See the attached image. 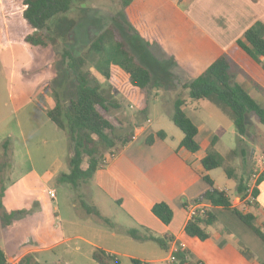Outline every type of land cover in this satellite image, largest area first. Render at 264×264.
Wrapping results in <instances>:
<instances>
[{
    "label": "crops",
    "instance_id": "0c3cea01",
    "mask_svg": "<svg viewBox=\"0 0 264 264\" xmlns=\"http://www.w3.org/2000/svg\"><path fill=\"white\" fill-rule=\"evenodd\" d=\"M179 1L184 9L183 16L207 41L205 43H207L208 50L218 54L217 57L224 55L228 58L234 69V81L242 85L261 105L260 97L264 100V57L260 58V62H255L257 69L252 68V71H248L243 63L236 67L234 62L237 61L235 57L237 53L231 56L229 51L234 47L238 48L236 41L242 38L243 33L249 27L256 23H261L264 26V0ZM148 25L158 24L148 23ZM5 26L8 25L5 24ZM158 26L161 27V25ZM161 29L164 38L154 44L158 47L159 52L156 50V53L159 55L164 53L165 49L160 45H165L166 41L165 32L162 27ZM27 34L29 33L26 32L18 41L26 44L24 36ZM7 42L11 44L9 39ZM24 101L27 99H23L20 95L13 98L16 114L19 113L20 106L22 109L26 106L23 105ZM48 101L50 105L52 103L49 107L51 108L54 101L51 99ZM201 101L206 100L187 102L184 108L191 104L196 108L200 107ZM33 106L42 115L40 123L32 125L30 118H27L25 122L28 125H23L21 120H16L14 129H6V133L0 136V146L4 140H8L11 145L8 154L3 153L11 159V165L9 168L2 169L5 173L1 182L2 187L7 190L12 185L29 179V181H35L45 187L48 195L50 190H54V198L57 197L56 186L67 189L70 194L72 189L69 186L55 182V177L59 173L68 171L66 165L68 151L64 132L47 117L46 107L39 104ZM255 120L258 122L256 118ZM252 123L258 130L255 122ZM197 128L198 135L199 133L205 134L202 125ZM38 132L41 133V136L36 138L31 151L28 145V136H36ZM156 132L142 126L136 128L133 139L105 167L98 169L89 183L84 186L86 202L96 209L100 217L93 213H87L77 205L74 196L71 198L68 196L67 214L64 218H61L58 208L53 209L55 217L59 220L58 225L54 224V227L60 230L59 234L55 232L53 236L51 234L47 245L42 248L23 251L16 250V247L22 242L25 243V238L14 237L16 261L11 264H15L25 254H37L54 249L58 253L53 254L59 256L68 254L71 249L79 251L76 253L83 257L86 264H98L92 258V253L96 249L115 256L120 264H135L134 260L147 264H157V262L172 264L169 261L175 248L189 253L182 264H191V262L193 264H257L254 259H248L241 254L238 249L239 245L253 251L264 262V243L230 209L211 207L208 203L203 204L223 225L224 229L220 234L216 230L210 229V237L199 240L189 237L184 232V225L190 216L183 204L191 202L208 189V184L201 176L207 174L210 177L208 173L211 170L205 171L200 160L209 147L210 139L216 135L208 136L207 146L202 152L199 145L197 152L190 153L181 146L177 148L168 143L166 137L165 139L156 137ZM257 133L259 134V131H256ZM149 134L154 135L152 144H147L145 141ZM253 134L254 138H257L255 133H252V136ZM241 138L245 140V137ZM251 145H254L253 139H251ZM263 152L264 146L261 153L255 150L250 151L253 164L258 166V159ZM36 161L42 162V164L38 165ZM5 164L3 163L2 166ZM210 178L218 189L228 194L233 192L235 188L233 179L226 175L225 180L221 182L219 178ZM255 187L257 196L254 202L257 204V209H252L236 196H233L232 203L243 212L250 211L256 214V222L261 224L264 223V182L258 183ZM6 194L4 193L2 201L8 208L24 210V206L19 208L13 203L8 205L5 198H9L12 202L14 196L11 192L9 197H6ZM158 202L167 203L172 210V220L167 225L151 211L152 206ZM107 203L113 207V212L109 215L101 212L102 206ZM34 209L39 212V209ZM23 217L25 218V216ZM102 218L108 219L110 224L105 223ZM34 220L35 218L32 219V223L31 219L30 222L28 218L24 219V221H28L26 222L28 227L34 225ZM12 224L8 227L10 228ZM129 229H136L141 235L152 234L163 237L168 234L171 237L168 243L169 248L163 249L154 240L133 238L127 233ZM83 232L85 234H82ZM20 234L16 232V235ZM3 250L5 251L4 248ZM5 253L7 254L6 251ZM7 256L8 261L12 260L8 254ZM174 263L180 264L177 260ZM55 264L64 263L59 261Z\"/></svg>",
    "mask_w": 264,
    "mask_h": 264
},
{
    "label": "trees",
    "instance_id": "16d2710c",
    "mask_svg": "<svg viewBox=\"0 0 264 264\" xmlns=\"http://www.w3.org/2000/svg\"><path fill=\"white\" fill-rule=\"evenodd\" d=\"M12 5L18 6L26 23L33 28V32L24 36V42L44 49L49 47L50 40H63L57 32L62 29L63 21H68V14L75 0H8ZM122 10L125 13L126 22L123 29L138 38L140 53L143 48L154 45L164 38V33L158 25H148L140 12L133 6V0H120ZM107 30L99 34L87 44L82 55H76L67 46L62 44L61 50L56 52L58 62L64 67L59 69L58 84L52 88L54 105L45 109L47 117L61 129L66 137L68 155L66 157L67 172H61L55 177L56 184L67 185L74 192V200L79 207L87 213L99 216L96 209L86 202V194L83 191L85 185L93 178L98 169L107 163L133 139L134 130L142 126L147 111L145 91L149 87L159 84L152 71L138 61L136 53L130 50L122 40L113 37ZM113 46V47H112ZM236 46L242 50L254 62H260L264 57V26L256 23L249 27L241 39L236 41ZM104 51L108 55L116 57L110 61L109 56H101ZM98 52V53H97ZM138 54V53H137ZM106 57V58H104ZM111 62V63H110ZM102 71L107 81V88H103L97 77L87 68V64ZM58 68V67H57ZM73 85L74 96L69 94ZM67 86V87H66ZM66 87V88H65ZM183 88L187 89V97H178L174 101L173 112L170 116L172 123L182 132L183 137L180 146L195 153L199 150L196 141L198 128L184 111L187 102L200 100L213 101L229 109L234 128L238 134V142L244 141L249 133L246 116L252 114L257 121L264 126V108L248 93L240 84L234 81V69L232 63L224 55L214 59L211 64L197 77L186 81ZM69 96L67 104L63 101L62 93ZM115 95H122L127 106L132 108L133 120H128L129 128H124V122L114 114L115 110L122 108L121 103L115 99ZM251 125V123H250ZM252 127V125H251ZM252 130V128H251ZM156 137L165 139V132L159 130ZM147 144H152L154 135L149 134L145 139ZM216 136L210 139L209 147L200 163L205 171L222 168L226 177L235 181V188L231 194L218 189L213 180L203 174L202 179L208 184V189L191 202L197 204L194 214L189 217L184 225V232L189 237L205 240L210 237L208 228L217 222L215 215L206 208L200 213V205L208 203L211 207L230 209L241 222L246 225L264 243V223L256 222V214L243 212L233 206V196L239 197L244 204L252 209H257L254 199L257 196L256 185L264 182V171L260 172L259 166L250 165L251 153L248 156L245 148L231 150V155L238 158L241 155V165L238 167L226 161L215 149ZM3 153L8 154L9 142L4 140L1 144ZM230 156V157H232ZM249 157V159H248ZM258 173L256 179L251 181V174ZM4 188L0 191V209L4 224L9 226L13 220L23 217L25 210L8 208L2 198ZM187 209L188 203L184 202ZM152 213L164 224L172 220V210L165 202L155 203L151 208ZM100 217V216H99ZM107 224L108 219L102 218ZM127 233L136 239H150L157 242L163 249L169 248L171 237L165 234L163 237L152 234L141 235L136 229H129ZM239 251L248 259H255L251 251L245 246L239 245ZM172 257L180 264L189 256L187 251L175 248ZM92 258L98 264H120L115 256L96 249ZM257 264L264 262L256 259ZM135 264H140L134 260ZM0 264H9L8 256L0 246ZM15 264H44L38 262L32 254H25ZM55 264V263H53ZM175 264V263H172Z\"/></svg>",
    "mask_w": 264,
    "mask_h": 264
},
{
    "label": "rangeland",
    "instance_id": "374dc122",
    "mask_svg": "<svg viewBox=\"0 0 264 264\" xmlns=\"http://www.w3.org/2000/svg\"><path fill=\"white\" fill-rule=\"evenodd\" d=\"M133 5L149 24L156 23L163 28L166 41L165 45H160L163 46L161 48L165 49L162 55L156 53L158 47L154 45L143 48L142 53L138 51L141 46L137 42L139 39L123 29L126 17L120 0H75L69 11L68 21H63L62 29L57 32V34L61 33L60 36L67 38L66 43L61 39L58 42L51 39L47 49H39L28 43L22 44L18 41L26 32L32 33L33 28L23 19L18 6L12 5L8 0H0V136L6 133V129H14L16 120H21L23 125H28L25 122L27 118H30L32 125L41 122L42 115L33 105L37 106L39 104L49 108L52 103L50 105L48 100L54 101L52 88L55 87L56 89L58 79H60L59 69L64 68L58 62L59 56L56 55V52L61 50L62 44L69 47L74 54L82 55L87 44L99 34L110 30L113 37H118L119 40L126 43L125 45L134 54L136 53L138 61L143 62L159 82L157 86L149 87L145 91L147 111L145 114L146 120H143L142 127L155 132L159 130L165 132L168 143L178 148L183 134L170 119L174 101L178 97H187L188 91L183 88V84L200 75L216 59L218 54L208 50L207 43H205L207 41L183 16L184 9L179 0H134ZM5 24L8 26H5ZM7 39L10 40L11 44L7 42ZM3 47L6 48L2 49ZM106 52L109 51H104L101 56H109L110 61L116 57L115 55H108ZM229 54L231 56L236 55L237 61L234 62L236 67L243 63L248 71H252V68L257 69L255 62L238 48L234 47L229 51ZM96 66H92L91 63L87 64V68L97 77L101 86L107 88V81L99 69L100 67L97 68L98 66ZM69 86V94L73 97V85L69 84ZM18 95L23 99L26 98L27 101L23 102V105L26 106L23 109L20 106L19 113L16 114L13 98ZM62 97L67 104L69 96L66 91L62 93ZM260 98V103L264 108V100L262 97ZM115 99L121 103L122 108L115 110L114 114L124 122V128L128 129V120H133V116H131L132 108L127 106L122 95H115ZM184 111L196 126L200 127L202 125L204 127L203 132L205 134L199 133L196 138L201 152L207 146L208 136L216 135L218 141L214 147L227 162L237 167L241 165V155L235 158L231 155V150L243 147L246 149L248 156L250 151L253 152V150L261 153L264 146V126L256 122L252 114L246 116L249 133L244 141L238 142L239 137L234 128L229 109L213 101L206 100L200 102V107L196 108L195 105L191 104L185 107ZM252 122H255L258 130L254 128ZM32 125L30 124V126ZM251 128L253 129L251 130ZM256 131H259V134H256ZM252 133H255L257 138H254ZM39 136H41L40 132L36 136H28V145L31 151L36 138ZM251 139L254 141L253 146L251 145ZM9 148L11 150L10 142ZM36 162L38 165L42 164V162ZM3 163H6L5 166H2ZM10 165L11 159L3 155V149L0 146V191L2 188L1 182L5 176L2 169L9 168ZM208 174L210 177L219 178L220 182L225 180L222 168L211 170ZM45 189L37 182L26 179L4 190L5 194L7 192L6 197L10 196V192L14 196L12 202L9 198H5L8 205L13 203L19 208L24 206V216L28 218L29 222L30 219L32 222V219L35 218L34 225L28 227V223H26L28 221H24L25 218L22 216L18 217L13 220L14 222L9 228L4 224L2 210L0 209V245L12 259L8 261L9 264L16 261V257H14L16 256L14 253V237L22 236L25 238V243L22 242L16 247V250L23 251L25 249L42 248L47 245L46 243L50 240L51 234L52 236L55 233L59 234L60 230L54 227V224H59V220L55 217L53 209L58 208L61 218H64L67 214L68 196L71 198L75 194L73 191L69 194L67 189L56 186L57 197L51 198ZM34 208L39 209V212ZM112 210V205L107 203L102 206L101 212L109 215L113 212ZM210 229H214L220 234L224 228L217 220L215 224L208 228L211 235ZM16 232L21 234L16 235ZM82 234H85V232ZM80 251L82 252L83 248ZM76 252L79 251L71 249L68 254L59 256L53 254L58 253L54 249L32 255L38 262L44 264L59 261L64 264H86L83 257ZM251 253L254 255L255 261L259 259L253 251ZM157 264L167 263L157 262Z\"/></svg>",
    "mask_w": 264,
    "mask_h": 264
},
{
    "label": "built area",
    "instance_id": "2783aa9c",
    "mask_svg": "<svg viewBox=\"0 0 264 264\" xmlns=\"http://www.w3.org/2000/svg\"><path fill=\"white\" fill-rule=\"evenodd\" d=\"M258 166H259L260 172L264 171V152L261 154V156L258 159ZM257 175H258V173H256V172L251 174V181L252 182L256 179ZM49 196L51 198H54L55 197V191L54 190H50L49 191ZM196 207H198L197 204H194L192 202L188 203L187 210H188V214H189L190 217L194 214ZM199 207H200V213H204L205 210H206V206L200 205ZM169 262L170 263H174L175 262L174 258L171 257ZM140 264H147V263H140Z\"/></svg>",
    "mask_w": 264,
    "mask_h": 264
}]
</instances>
